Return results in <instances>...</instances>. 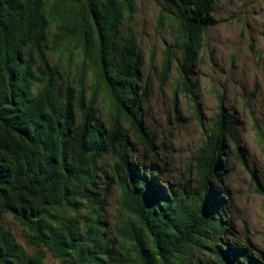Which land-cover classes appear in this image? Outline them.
I'll return each instance as SVG.
<instances>
[{
  "label": "trees",
  "instance_id": "obj_1",
  "mask_svg": "<svg viewBox=\"0 0 264 264\" xmlns=\"http://www.w3.org/2000/svg\"><path fill=\"white\" fill-rule=\"evenodd\" d=\"M137 1L0 0V264H44L47 254L61 264H264L246 227L244 244L224 242L236 236L229 159L245 166L246 151L222 98L178 183L163 186L155 167L136 160L138 146L157 142L143 123ZM158 1L157 22L172 38L157 68L160 86L176 72L175 93L193 103L203 126L191 78L218 0ZM257 127L264 133V120ZM102 186L105 198L118 191L111 235Z\"/></svg>",
  "mask_w": 264,
  "mask_h": 264
},
{
  "label": "rangeland",
  "instance_id": "obj_2",
  "mask_svg": "<svg viewBox=\"0 0 264 264\" xmlns=\"http://www.w3.org/2000/svg\"><path fill=\"white\" fill-rule=\"evenodd\" d=\"M137 2L132 26L145 56L143 123L157 134V142L154 150L145 151L143 146H138L136 160L147 171L155 167L153 172L163 186L178 183L193 153L204 141L222 98L224 107L234 113L246 151L245 166L234 156L229 159L225 185L230 200L228 217L234 223L236 236L225 237L224 242L244 244L246 236L242 229L246 227L254 249L264 254V133L257 127L264 120V0H218L214 13L216 24L205 34L191 78L198 86L203 126L195 119L193 103L180 92L175 93L176 72L166 85L160 86L157 68L164 47L172 44V38L166 23L157 22L159 1ZM248 100L252 110L246 107ZM251 170L255 182L263 187L262 193L256 189ZM103 190L102 186L101 219L107 224V235H111L118 191L113 189L105 198ZM5 223L11 227L16 241L31 253L27 235L19 224L10 216ZM44 264L61 262L47 254Z\"/></svg>",
  "mask_w": 264,
  "mask_h": 264
}]
</instances>
